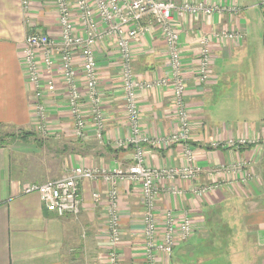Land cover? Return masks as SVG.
<instances>
[{
    "label": "crops",
    "instance_id": "obj_1",
    "mask_svg": "<svg viewBox=\"0 0 264 264\" xmlns=\"http://www.w3.org/2000/svg\"><path fill=\"white\" fill-rule=\"evenodd\" d=\"M203 1L237 9L179 23V45L186 67L197 65L198 33L234 29L240 30L242 39L212 40L211 75L207 83L200 85L190 72L186 73L184 100L192 122L189 144L199 166L238 161L242 162L244 173L251 172L254 177L244 182L222 183L207 195L195 197L190 188L207 182L202 173L192 181L176 180L173 184L182 190L178 196L166 191L159 193L156 199L159 228H163L162 212L170 208L177 218L185 213L190 215L194 231L174 247L170 258L158 257V264H264V65L260 60V66L253 72V88L245 80L247 76L251 78L248 72L231 69L237 65V57L242 61L250 57L245 47L247 20L243 0ZM250 5L263 9L261 0ZM262 29L264 34L263 25ZM32 30L59 38L54 0H30L28 8L22 6L21 0H0V125L31 132L26 139L0 145V264H82V261L107 264L109 242L104 210L107 185L102 180L81 181L77 216H57L47 211L39 195L24 193L23 187L61 177L77 166L127 168L132 163L133 149L99 142L89 117L85 137L75 138L67 110V93L60 78L55 83L56 93L42 97L48 118L45 132L37 129L31 102L33 88L26 81L21 55L25 36ZM157 31L151 30L132 44L133 67L142 80L162 77L168 69L166 45ZM116 55V49L107 48L104 43L96 50L99 89L106 114L104 135L111 140L130 133ZM171 102L172 90L166 86L139 93L142 134L156 137L172 130L168 115ZM86 104L83 103V109ZM244 133L256 135L260 143L241 145L239 149H217L208 144L230 136L238 138ZM181 161L179 145L147 148L146 162L151 167L174 166ZM118 192L121 239L117 244V264H147L139 189L120 182ZM216 207L218 210L212 212ZM233 213L241 225L238 230L227 223ZM212 217H218L225 226L217 223L211 227Z\"/></svg>",
    "mask_w": 264,
    "mask_h": 264
},
{
    "label": "built area",
    "instance_id": "obj_2",
    "mask_svg": "<svg viewBox=\"0 0 264 264\" xmlns=\"http://www.w3.org/2000/svg\"><path fill=\"white\" fill-rule=\"evenodd\" d=\"M28 8L30 0H21ZM57 9L59 38L54 39L46 32L32 30L27 33L22 49L26 81L32 86V106L43 130L47 122V110L42 97L46 93H56L55 83L60 78L67 93V110L72 118V135L84 138L88 118L93 125L94 136L99 142L125 148L132 146V163L127 168L115 166L71 168L65 175L46 180L39 184H27L24 193L39 195L47 211L57 216H77L80 212V183L83 179L102 180L105 192L106 215L105 234L109 242L106 255L107 264H117L119 253L117 244L121 239V218L118 203V186L128 182L139 189L144 235V254L147 264H158V257L170 258L174 247L185 241L193 233L191 217L183 214L177 218L173 210L162 212L163 228L156 219V199L166 191L178 196L182 190L173 183L176 180H195L204 174L207 182L192 186L190 192L195 197L207 195L222 183L244 182L252 175L244 173L242 162L203 168L195 160L194 151L187 144L190 139L191 122L184 96L187 72L202 85L211 75L212 40L242 39L234 29L212 30L197 34L199 52L197 65L186 67L179 45L178 25L191 22L198 16L212 15L223 11L234 12L235 6L198 0H54ZM264 10V0H261ZM264 16V15H263ZM164 40L167 51V71L162 77L142 80L133 67L132 44L138 42L151 30ZM115 48L119 62V84L124 95V111L128 118L130 133L125 138H108L104 135L106 114L102 108V97L98 77L96 50L103 44ZM111 46V47H110ZM78 58V59H76ZM44 74V75H43ZM169 87L172 102L169 118L172 130L164 135L151 137L140 131L139 93L154 87ZM84 88L82 91L81 88ZM86 102V109L83 103ZM227 140L228 146L260 143L258 138L244 134ZM182 146V161L174 166L151 167L146 162L148 146L168 149ZM218 147L216 142L210 144ZM229 148V147H228ZM98 197V194H95Z\"/></svg>",
    "mask_w": 264,
    "mask_h": 264
},
{
    "label": "rangeland",
    "instance_id": "obj_3",
    "mask_svg": "<svg viewBox=\"0 0 264 264\" xmlns=\"http://www.w3.org/2000/svg\"><path fill=\"white\" fill-rule=\"evenodd\" d=\"M253 1L254 0H243L242 1V3L246 4V7H247V8L246 7L243 8V11H244V14H245V17L247 20V24H246L247 36H246V46L245 47L247 49V52L250 51L249 52L250 57L244 61L240 60V58L237 57L236 58L237 65L235 67H231L232 70L243 71L245 73L248 72L251 75L250 79L248 78V76H247V79H245V80H248L247 84H248V87H250V88H253V83L251 82V80L253 79V75H254L253 72H255V69L260 66V60L263 61L262 66L264 65V34H263V29H262V25L264 28V16H263L264 10L261 7L259 8L257 5L251 6L250 4ZM262 20H263V23H262ZM258 54H259V56H258ZM219 70H221V69H219ZM189 119L191 122L190 115H189ZM190 126L192 128V122H191ZM12 127L13 126H10L8 124L0 125V137H4L6 142L8 140V138H6V137H8L9 135H11V136L13 135V138L18 140V139H26L31 134V132H29L30 134H26L28 132L21 130L19 128L14 129ZM37 129L45 132V128L43 130H41L39 127H37ZM24 134H25V137H22V135H24ZM244 134H246V133H244ZM252 137L258 138L254 134ZM229 138H232L233 140H236V141L238 140L236 137L230 136V137H228L222 141L212 140L208 144L210 147H212L210 144H212V142H216L218 147L215 146L212 148H217V149L220 147H222V148H225V147L234 148V147H236L237 149H239V147L241 146L240 143H236V145H233V146L227 145V140ZM190 139H191V132H190ZM190 139H189V141H190ZM22 141H23L22 143L27 142L26 140H22ZM189 141L187 142V144L190 146ZM251 144H253V143H251ZM179 146H181V145H179ZM193 151H194V149H193ZM250 174L253 175L251 172H250ZM252 177H254V176L249 177V179H251ZM227 209H229V208H227ZM217 210H218V208L216 207V208L212 209V212H216ZM234 215H235V213H233L231 215V220H228L227 223L233 224L234 225L233 227L234 228L236 227L238 230L241 227V225H240V222L236 221V217ZM209 220H210L209 223H212L211 227L214 225H217V223H220L223 227L225 226V222H222L218 217H212ZM191 221H192L193 226H194L193 218H191ZM234 231H236V229H233V232ZM229 233H226V236L229 235ZM86 263H88V262L82 261V264H86Z\"/></svg>",
    "mask_w": 264,
    "mask_h": 264
},
{
    "label": "trees",
    "instance_id": "obj_4",
    "mask_svg": "<svg viewBox=\"0 0 264 264\" xmlns=\"http://www.w3.org/2000/svg\"><path fill=\"white\" fill-rule=\"evenodd\" d=\"M26 134H30L29 132L28 133H26ZM22 137H25V134L24 135H22ZM6 138H8V140H7V142L9 141V140H14V138H13V135L11 136V135H9L8 137H6ZM6 142V140L4 139V137H0V145H2V144H4V143H7Z\"/></svg>",
    "mask_w": 264,
    "mask_h": 264
},
{
    "label": "bare ground",
    "instance_id": "obj_5",
    "mask_svg": "<svg viewBox=\"0 0 264 264\" xmlns=\"http://www.w3.org/2000/svg\"><path fill=\"white\" fill-rule=\"evenodd\" d=\"M240 31V30H239ZM212 148V147H211Z\"/></svg>",
    "mask_w": 264,
    "mask_h": 264
}]
</instances>
